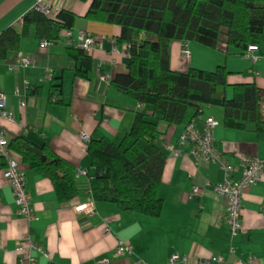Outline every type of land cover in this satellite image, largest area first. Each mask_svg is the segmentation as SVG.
<instances>
[{
  "label": "crops",
  "instance_id": "obj_1",
  "mask_svg": "<svg viewBox=\"0 0 264 264\" xmlns=\"http://www.w3.org/2000/svg\"><path fill=\"white\" fill-rule=\"evenodd\" d=\"M47 1L56 12L68 10L75 15L72 38L61 32L56 40H41L34 27H29L18 50L0 58V93L7 96V109L15 118L14 122L1 119L0 124L9 142L22 137L35 146H47L70 162L75 168L77 195L61 201L52 182L15 155L25 177L33 217L28 220L18 215L12 188L0 170V264H20L14 250L26 235L48 254L45 258L35 253L34 264H97L104 258L110 260L109 264H198L215 256L229 262L252 260L253 264H264V172L257 185L243 192L242 232L231 239L226 221L228 200L214 192V186L224 178L223 171L217 164H196L187 148L180 146L184 125L158 124L157 144L166 154V163L159 186L162 207L157 217L96 201L95 215L81 212L93 198L89 178L95 171L87 152L89 141L107 138L119 143L130 131L140 107L112 85L118 74L127 72L129 60L125 46L116 43L119 27L86 18L89 3ZM35 2L0 0V35L10 28L23 31L22 18ZM80 32L94 36L98 42L89 53L92 66L84 76L78 74L67 50L76 45ZM182 44L172 41L168 45L173 71H214L224 66L229 72V86L219 87L216 96L232 99L233 86L239 84H255L264 96V57L254 62L247 52L241 54L220 42L216 49L188 43L191 57L185 59ZM19 54L34 63L11 71ZM224 116L220 106L204 107L196 118L197 128L203 130L209 118L219 122L214 129L216 146L239 172L244 157L264 161V130L254 123L230 129L224 124ZM82 134L88 136L87 141L82 140ZM168 145L179 147L183 153L173 156ZM79 170L86 176L78 177ZM195 187L198 196H192ZM120 240L132 246V254L115 256ZM174 254L178 260L171 263Z\"/></svg>",
  "mask_w": 264,
  "mask_h": 264
},
{
  "label": "trees",
  "instance_id": "obj_2",
  "mask_svg": "<svg viewBox=\"0 0 264 264\" xmlns=\"http://www.w3.org/2000/svg\"><path fill=\"white\" fill-rule=\"evenodd\" d=\"M77 1L89 3L86 18L119 27L116 43L125 46L129 60L127 72L118 74L112 85L140 107L119 143L107 138L89 141L87 152L95 171L89 178L90 191L96 202L157 217L166 163V154L157 144L159 122L185 126L198 118L204 107L220 106L226 127L238 130L254 123L264 130V96L255 84L235 85L232 99L220 98L217 89L229 86L226 67L175 72L170 67L168 45L180 41L216 49L225 42L241 54L255 46L258 56L264 57V0ZM74 22L75 15L68 10L47 16L32 9L22 18L23 31L10 28L0 35V58L18 50L29 27H34L39 39L51 41L61 32L71 31ZM67 50L78 74L84 76L92 66L89 53L74 45ZM10 149L52 182L61 201L77 195L75 168L47 146L38 147L17 137L10 142Z\"/></svg>",
  "mask_w": 264,
  "mask_h": 264
},
{
  "label": "built area",
  "instance_id": "obj_3",
  "mask_svg": "<svg viewBox=\"0 0 264 264\" xmlns=\"http://www.w3.org/2000/svg\"><path fill=\"white\" fill-rule=\"evenodd\" d=\"M32 9L47 15L54 16L57 12L53 10L51 4L47 0H36ZM66 36L72 38L71 31L65 33ZM86 53H90L97 46V39L85 32H80L76 40V45ZM257 47L250 46L247 51V56L256 61L259 56L256 55ZM181 55L185 59L191 57L189 46L187 42H183L181 46ZM34 62L22 55H18L15 63L11 66V71H20L32 65ZM26 87H29V83L25 82ZM24 105V104H23ZM6 119L10 122H14V115L7 109V96L0 93V120ZM219 125V122L214 118H209L205 121L203 130L197 128L196 119L191 120L185 125L182 136L180 137L179 144L182 147L187 148V153L191 155L196 164H217L223 171L224 178L222 182L214 186V192L221 197L228 200L226 207V221L230 230L231 239L242 232L241 229V210H242V195L246 188L257 185L262 178L264 172V161L257 157H244L241 160V172L238 167L230 164L223 153L217 148L214 139V129ZM82 140L87 141L88 136L82 134ZM168 151L177 157L180 156L183 151L179 147L173 145L167 146ZM0 170L3 171V175L9 182L14 196V204L17 208L18 215L31 220L33 217V210L31 208L30 195L26 190V182L24 174L20 169V164L15 154L10 149V142L6 137L4 128L0 124ZM85 171H78V177L86 176ZM238 174V177L235 175ZM199 190L195 187L192 191V196H198ZM94 198L89 204H85L81 208V212L86 215H95ZM20 264H34L36 262L35 253H38L45 258H48L47 252L44 248L34 242L29 235H26L23 240L17 243L14 250ZM126 254H132V246L126 244L123 241H119V244L115 250V256L120 257ZM178 260L177 255H172L170 258L171 263H175ZM109 259L97 260V264H109ZM253 264L252 260L244 262L237 260L235 262H229L222 256H215L208 260L198 262V264Z\"/></svg>",
  "mask_w": 264,
  "mask_h": 264
},
{
  "label": "rangeland",
  "instance_id": "obj_4",
  "mask_svg": "<svg viewBox=\"0 0 264 264\" xmlns=\"http://www.w3.org/2000/svg\"><path fill=\"white\" fill-rule=\"evenodd\" d=\"M194 44H195V45H198L197 43H193V45H194Z\"/></svg>",
  "mask_w": 264,
  "mask_h": 264
}]
</instances>
